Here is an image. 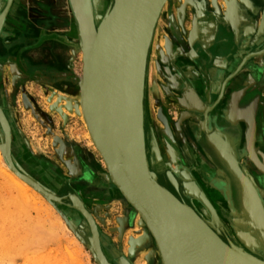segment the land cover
<instances>
[{
  "label": "water",
  "instance_id": "obj_1",
  "mask_svg": "<svg viewBox=\"0 0 264 264\" xmlns=\"http://www.w3.org/2000/svg\"><path fill=\"white\" fill-rule=\"evenodd\" d=\"M200 1L202 6L190 5V29L186 30L185 19L179 13L175 24L171 21L165 24L168 35L164 38L162 48L165 59L160 61L163 71L160 88L168 103L176 102L187 115L172 123L170 128V124L162 119L171 137L168 140L163 132L161 136L165 143L176 139L182 146L184 140L178 136L180 132H185L182 130L185 126L191 135L186 136L185 141L193 139L197 142L201 127L197 120L198 115L202 119L203 129L206 127L209 130L212 127L216 130L215 134L207 135L201 129L204 142L212 145L216 158L241 185L245 196L243 208L251 218L252 226L262 231L261 241L264 246L263 203L251 179L243 174L229 141L223 139L225 136L219 133L222 128L237 131L240 124H243L246 129L244 148L264 173V167L255 155L257 115L264 113V18L261 16L264 0H223L225 7L217 0ZM15 2L16 0H0V51L8 25L13 26L16 19ZM72 2L73 0H69L83 56L82 75L76 80L94 143L108 167L106 180L116 188L111 177L113 178L133 205L117 190L123 200L135 212L139 210L148 220L150 230L155 236L162 237L177 247L195 264H239L241 260L247 264H264L243 248L224 242L211 223L205 222L192 206L178 199L158 182L157 173L149 168V163L147 175L137 169L133 158L113 140L105 127L101 109L102 97L112 99L115 103H124L130 113L131 146L144 150L143 99L146 60L154 29L166 0H120L99 19L97 28L93 22V14H90L92 17L88 19V24L82 25L77 12L72 9ZM234 9L242 13L241 23H238L240 33L229 18V12ZM195 35L198 39L193 40ZM107 55L110 63L104 69ZM188 62L195 63L194 69L197 70H190ZM128 67L129 72L126 70ZM250 77L255 79L254 84L250 83ZM75 112L79 116L77 109ZM243 114H247L249 118L244 119ZM0 120L4 127L6 122L1 108ZM200 139L199 137L198 145L206 158L214 161ZM219 140L222 142L218 147L216 141ZM10 143V134L5 128V142L0 144V148L7 166L47 199L51 198L39 184L16 168L11 159ZM183 174H180L182 190L203 204L202 192L194 191L189 183L190 178L186 182L188 178ZM170 177V173H167V178ZM172 180L170 179L171 184L178 191L177 182ZM69 197L73 208L89 224L91 243L99 261L106 264L92 216L78 196ZM212 219L217 223L213 217Z\"/></svg>",
  "mask_w": 264,
  "mask_h": 264
},
{
  "label": "rangeland",
  "instance_id": "obj_2",
  "mask_svg": "<svg viewBox=\"0 0 264 264\" xmlns=\"http://www.w3.org/2000/svg\"><path fill=\"white\" fill-rule=\"evenodd\" d=\"M217 1L225 7L223 0ZM193 3L196 6L203 5L200 0H175L171 8V14L174 17L171 23L175 24L176 16L179 13L180 17L185 19L186 30L190 29L192 20L190 5ZM67 4L68 0H16L14 3L16 11L14 25H8L7 35L2 40L0 108L5 117L4 127L9 132L12 143L11 159L13 158V163L21 174L39 184L51 195V198L47 199L28 184L43 198V202H41L31 195L33 189L30 192H23L13 184L4 172V169L10 172L12 170L7 166L0 148V264H102L91 243L92 233L89 224L84 216L73 208L69 198L70 192H74L79 197L85 209L92 216L99 240L102 241L103 250L114 263L122 264L113 249L122 252L128 258H131L135 252L142 253L147 250V247L142 245L143 236L138 232L141 228L139 225L140 215L123 200L117 189L106 180L107 166L99 151L85 138L84 123L74 110L70 111L65 100L58 98L61 94L66 95L68 99L70 97L71 99L79 98L80 92L76 79L82 75L83 70V56L79 47L77 25L71 12L70 3L69 6ZM62 6L65 7V10L61 9ZM238 11L234 9L229 12V15H234ZM159 21L154 32L161 28L157 38L163 48L164 37L168 34L163 22ZM33 30L38 32L35 38ZM237 31L240 33V28ZM51 34L65 38L72 47L73 60L64 70H55L45 61H35L32 60L33 57L27 56L28 52L36 49ZM154 37L155 33L152 39ZM196 39H198L197 35L193 36V40ZM189 64L191 67L188 68L193 70L195 63ZM158 70L159 76H157L156 82L160 91L153 110L156 121L155 133L163 146V153L167 152L165 157L169 160L170 158L167 156L169 146L172 145L171 148L175 149L178 155H183V152L176 139L165 143L161 132L166 134L168 140L171 135L164 127L162 119L170 124V128L172 123L178 122L181 117L187 114L183 113L176 102L168 103L164 98L163 90L160 88L161 75L163 74L160 63ZM197 120L201 124L200 130H198V141L191 139L188 142L192 158L196 157L197 152H203L198 145L200 137V142L205 145L220 168H217L220 171H213V176L215 178L226 177L234 190L239 191L242 196L239 203L241 210L239 217L242 221L240 226L245 227L244 229L248 231L251 230L250 232L253 231L252 234L259 241L262 238V231L252 226V220L243 208L245 196L241 185L220 163L216 154L210 153L208 144L204 142V133H201L202 129L207 134L208 129L206 127L203 129L200 115L197 116ZM4 127L0 120L1 145L5 142ZM245 131L244 125L240 124L239 130H230V135L228 134L239 165L247 158L245 156L247 149L244 148ZM179 134L182 136L179 138L185 140V133L180 132ZM206 160L210 162L208 167L209 174H211L214 167L213 161L209 157ZM173 161L171 160L172 165L179 164ZM91 163L97 165V168L93 169ZM186 163L189 162L186 161ZM204 163L207 164L206 161ZM151 167L149 164V168L153 170ZM36 168L42 169L40 174L37 173ZM46 170L61 181L63 186H54L49 175L45 174ZM257 171L256 174L260 173L258 176L262 181L264 173L261 170ZM177 175L180 177L179 172ZM192 179L194 181L190 184L191 186L195 185L202 189L199 184L201 182L206 188L205 178L193 176ZM250 179L255 185L253 178ZM184 194L192 198L193 204L196 202L195 204L198 206L204 207L193 196ZM208 194L219 205L216 198L209 192ZM224 203L225 201L222 202V207L225 206ZM194 209H197L219 234L212 216L210 214L204 216L198 208ZM237 214V211L232 213L233 216ZM223 218L228 224L230 218L225 214ZM72 239L77 241V245L72 242ZM260 244L263 246L262 241ZM150 249L153 250L152 247ZM152 252L155 253V251ZM156 261L158 262L157 259Z\"/></svg>",
  "mask_w": 264,
  "mask_h": 264
},
{
  "label": "bare ground",
  "instance_id": "obj_3",
  "mask_svg": "<svg viewBox=\"0 0 264 264\" xmlns=\"http://www.w3.org/2000/svg\"><path fill=\"white\" fill-rule=\"evenodd\" d=\"M119 1L120 0H111L110 7L115 5V4H117V3H119ZM104 2L106 3L105 0H104ZM174 2H175V0H166L165 4L163 5V8L161 10V13L159 15V18H158L157 22H159V20H161L163 22V25L165 26V24L167 25L174 18L172 16V14H171V8H170V7H172L171 4L174 5ZM105 3H103V2L101 3L100 6H101L102 9H100L99 12H97L96 16H94V13L92 11L90 0H73L72 8L74 9L75 12H77L76 15H77L79 21L82 23L83 26L88 24V19L93 14L92 15L94 17L93 22L96 25L95 27L97 28L99 19L101 20L105 16V14L109 11V9H110V7H109L108 9L103 11V6H104ZM177 4H178V2H177ZM192 5H194V3ZM176 9H178V8L176 7ZM153 43H154V47L152 45L150 46L148 58L146 60L145 89H147V87H146L147 84L151 85V83H152V86L154 84V79H153V75L155 74V73L153 74L154 66L156 64L159 66V63H160L161 59H165V54L163 53L162 46H160L161 44H160L159 39L157 38L156 41H154ZM153 43H151V44H153ZM151 47H153L152 50H151ZM152 51H154L153 56L151 55ZM107 57H108L107 59H104L105 62H106V65H103L104 69L107 68L109 63H110V61H109L110 57L108 55H107ZM135 57H136V55L134 56L133 60L135 59ZM130 67H128L126 69L127 72H129ZM60 96H58V98L62 99V100H65L66 101L65 104H66V106L68 108H70V109H72L74 111L77 109V111L79 112V117L81 118L82 122L84 123L85 129H86L85 138L88 140L89 144L94 145V148L97 149V147H96V145L94 143V140H93V136L91 134V130H90L89 124H88V120H87V116H86V112H85V106H84V103H83V98L81 99V96H79V95H78L79 98H77V99H71V97L68 99V97L66 95H63V94H61ZM76 97H77V95H76ZM102 98L103 99L101 100V109H102V116H103V121H104L105 127L107 128V130L111 134V137L113 138V140L125 150V152L128 154L129 157L133 158V162L135 164V167L137 169H139L141 172H143L145 175H147L146 172H147L148 163L150 164V161H151V163L155 162L154 164L158 163L157 161L161 160V158H165V155L167 153V152L165 154L163 153V146H162L161 142H159V139H158V137L156 135L157 133H155V135H153V136L151 135V131H152L151 129L153 128V130L155 132V127H153L152 125L150 127H148V134H149L148 137L145 134V130L146 129L144 127V134H145V137H144L145 148H144V150L141 147L136 148V149L132 148V146H131V142H132L131 141V137H132V135H130V130H129V128H130V125H129V114L130 113H129L128 108L125 107V104L121 103L120 101L115 103V102H113L112 99L111 100L109 98L106 99V97H102ZM192 99H193V97H191V100ZM145 101H146V98H145ZM192 102L194 104H196V102L194 100ZM242 117H244V119L245 118H247V119L249 118V116L247 114H243ZM146 124H147V122L145 123V125ZM183 131H185L184 132L185 135L189 137L190 133H189L188 129L185 126L183 127ZM180 136L181 135L179 134L178 137H180ZM159 137H161V136H159ZM216 142H218V147L221 146V142H222L221 140L216 141ZM171 146H169L170 147L169 151H168L169 153L167 154V156L171 160H174L176 163H184V162L188 161L190 164H197L198 160H194L192 158V151H191L190 143H188L187 140L186 141L184 140V142H182V146H181L182 152H183V155H181V156H183V157H180L179 156L180 154L178 155L176 153V150L171 148ZM163 154H164V156H163ZM101 156H102V154H101ZM102 158H103V156H102ZM250 158H251V156L248 159L245 158V160L242 162L244 167L249 169L251 167V165H250L251 162L250 161L252 160L253 163L255 164V166L258 168L259 165H257V163L252 158L249 161ZM197 165H199V164H197ZM197 165H196L197 170L195 171L196 176L201 178V179L202 178L206 179L205 180L206 188H207L208 192L212 196H214L216 198V200L219 202V205H220L219 207L221 208V210L222 211L226 210V211L232 212L233 214L236 213L235 207H234V205L232 203V200H231V194H230V191H229L228 179L226 177H224V176L221 177V178H213L214 176L212 177L211 174L208 173L206 168H203V166L200 167V166H197ZM205 167H207V165H205ZM252 169H254V168L252 167ZM4 172L9 177L10 181L13 184H15L18 188H20L23 192H25V191L26 192H28V191L30 192L33 189V188L31 189V187L24 180L19 178L16 174H13V172L8 171L7 169H4ZM255 172L257 173L258 171H255ZM109 175H110V173H109ZM183 176L188 178L187 180H189V178H190L189 176H187L185 174H183ZM110 177H111V175H110ZM171 177H170V179L171 180L173 179L172 181L174 183L177 182L175 178H173V177L171 178ZM111 179H112L113 183L115 184L117 190L123 195V193L121 192L120 188L114 182L112 177H111ZM170 179L168 178L169 182L171 183ZM256 179H257V177H256ZM165 182H164V184H165ZM192 189L194 191H201L195 185H192ZM31 195L34 198H37L41 202H43V200H42L43 198H41L39 196V194L34 191V189L32 190ZM124 198L126 199L127 202H129L131 205H133L129 200H127V198L125 196H124ZM202 201H203V206L205 208L204 207H200V206H198V204H195V203L193 205L196 208H198L202 212V214H204V216H208L210 214L217 221V224L220 225L221 222L219 221V214H217V212H216L215 208L213 207V205L211 204V202L204 195L202 197ZM224 201H225V203H224L225 206L222 207L223 206L222 202H224ZM137 212L140 215L139 225H140L141 228H139L138 232H139V234H141L143 236V239H142L143 240V244L142 245H145L147 248H151V247L153 248L152 251H155L154 255H155V258L158 260L159 264H195L186 255L182 254L177 247H175L174 245H172L169 242H167L164 238L155 236V234L152 233L151 230H150L151 229V227H150L151 225L149 226L148 220L145 219L141 215L139 210ZM197 214L203 220H205L199 213H197ZM205 222H206V220H205ZM241 222L242 221L240 219H238V218L230 219V221L228 222V224H229L228 226L233 230L232 233L235 235V238L237 239V241L240 244L239 247L243 248L248 254L252 255L255 259H257V261H259L261 263H264V248L260 244V242H261L260 240L261 239L258 241V239L255 238L254 235L252 234L253 231L250 232L251 230L248 231L247 229H244L245 227L244 228L240 227ZM231 229L228 230V232L231 231ZM72 242L77 245V241L75 239H72ZM151 254H153V252ZM239 264H247V263L244 260H241V263H239Z\"/></svg>",
  "mask_w": 264,
  "mask_h": 264
},
{
  "label": "flooded vegetation",
  "instance_id": "obj_4",
  "mask_svg": "<svg viewBox=\"0 0 264 264\" xmlns=\"http://www.w3.org/2000/svg\"><path fill=\"white\" fill-rule=\"evenodd\" d=\"M105 1H106V3L104 2V0H90V2H91V8H92V11L94 13V16H96L97 15V12H99V10L102 9L101 6H100L102 2L105 3L104 4L105 7L103 6V11H105L106 9H108L110 7L111 0H108V1L105 0ZM247 1H249V0H247ZM67 5L69 6V0H68V4ZM171 6H172V4H171ZM172 7H170V8H172ZM261 16H263V18H264V9L261 12ZM241 17H242V13L239 12V11H238V13L236 12V14L229 16L230 20L233 19V21L235 22V24L237 22V25H238V23H241ZM159 23H160V21L158 22V24ZM156 30L157 31H155V37L153 39V42L156 41V39L158 37V34L160 33L161 28H158ZM151 45L154 47V43L151 44ZM153 47H151V50H152ZM151 53H152L151 55L153 56L154 51H152ZM158 69H159V66L156 64L154 66V68H153V74L155 73L153 75L154 84H153V86H152V83H151V85L150 84H147V86H146L147 89H145V92H144L145 93L144 96L146 98V101H145V98H144V110H145V114H144V127L146 129L145 130V134L147 135V137L149 135L148 134V127H150L151 125L153 127H155V124H156L155 116H153V110H154V108L156 106V103L158 101L159 91H160L159 90V87L157 85V82H156L157 76H159ZM146 122H147L148 125L147 124L145 125ZM257 126H258V117H257ZM151 130H152L151 131V135L152 136L155 135V132H154L153 128ZM215 132H216V130L213 129L212 127H210V129L208 130L207 135L215 134ZM219 133H220V131H219ZM221 134L223 136H225L223 139L226 138L228 141H230V139L228 138V134L230 135V130L229 129L222 128L221 129ZM259 136L260 135L257 133L256 134V141H255V155H256L259 163L261 164V166L264 167V148L261 145V139H259ZM229 145L232 148V143L229 142ZM208 146H209V149H210V153H212L213 155H215V151H214V148L212 147V145L210 143H208ZM10 147L12 148V143H10ZM11 148H10V152H11ZM200 150H201V148H200ZM179 156L181 157V155H179ZM246 157H247V159L250 157L248 151L246 153ZM194 159L195 160H198V163L197 164H199V165H197V164H190V163H186V162H184L185 164L184 163H179V164H176V165H172L171 164L172 163L171 160L170 159L168 160L166 157L165 158H161V160L157 161L158 163H156V164H154L155 162L154 163H151V161H150V164L153 167L152 168L153 171H155L157 173L158 182L161 185H163L165 188H167L178 199L184 201L185 203H187L190 206H194L193 203H192V200H191L192 198L189 197V196H186L183 193V190H182V187H181L182 180L177 175V172H179L180 174L181 173H185V174L189 175L191 177L190 178L191 181H189L190 184H192V181H194L192 179L193 176H196V173H195V171L197 170L196 165L197 166H200V167L203 166V168H206L207 169L208 173L210 172L209 167H208L209 162L206 160L207 158L205 157V155H204L203 152H201V151L200 152H197L196 153V157ZM205 161L207 162V164L204 163ZM250 162H251L250 163L251 167L249 169L246 168V167H244V165L242 163H241L240 167L243 170V174H245L249 178H253V180L255 182V185H254L255 186V189L257 190V193H258V195H259V197H260V199H261V201L263 203V206H264V179H261L262 181H260V177L255 172V171L259 170V168H257L255 166V164L253 163L252 160ZM91 165H92V168L93 169H96L97 168V165H95L94 163H91ZM205 165H207V167H205ZM213 166L214 167L212 168L213 170L211 172V176L212 177H213V173H214L213 171H220L219 169H217L218 168V165H217V163L215 161H213ZM252 167L254 169H252ZM36 170H37V173H39V174L42 171V169L40 170L38 168H36ZM167 173H170V175L173 178L176 179V181L178 183V191H176V189L173 187V185L169 182V180L167 178ZM45 174H48L49 175V178L51 179V182L53 183L54 186H56V187H59L61 185L63 186V183L61 181H59L53 174H51V172H49V171L46 170ZM256 177H257V179H256ZM213 178H215V177H213ZM164 182H165V184H164ZM199 184H200V186L202 188V189H200L201 192H202V194L211 202V204L215 208L217 214H219V221L221 223H220V225H218L216 223V228H217V230L219 232L220 237L225 242H229V243L234 244L236 246H240L239 242L235 238V235L232 233L233 230L228 226L227 222L225 221V219L223 217H224V214H225L230 219H236V218L241 219V217H239L240 216V211H241L240 210V207H239L240 199L242 197L241 194L239 193V191L234 190V187L231 185V182H230L229 188H230V193H231V197H232V203L235 206V209H236V211L238 213L236 216H233L232 213H230L229 211H225V210L222 211L221 208L219 207L218 203L215 200H213V198L210 197V195L207 192V189L204 188V185L201 182H199ZM69 195H75V196H77L74 192H70ZM107 199H109V198L107 197ZM195 211L197 213H199L197 209H195ZM230 229H231V231H229L230 232L229 233L228 230H230ZM99 244H100V249H101V252H102L103 257L105 259L106 264H117V263H114L112 261V259L109 257V255L104 252L103 247L101 245L102 244L101 239L99 240ZM113 251L117 255V257H119V260H120V262H122V264H158V262L155 259V255L154 254H151L152 252H151V249L150 248L149 249L147 248V250L145 252H142V253H140V252L139 253L138 252L133 253V255L131 256V258H128L127 256H125L122 252H119L118 250L113 249ZM149 255H150V257H149Z\"/></svg>",
  "mask_w": 264,
  "mask_h": 264
},
{
  "label": "crops",
  "instance_id": "obj_5",
  "mask_svg": "<svg viewBox=\"0 0 264 264\" xmlns=\"http://www.w3.org/2000/svg\"><path fill=\"white\" fill-rule=\"evenodd\" d=\"M61 9L65 10V7L62 6ZM233 19H231V24L235 28H240L238 25H234ZM243 28H246L245 26ZM33 34L38 35L37 30H33ZM58 55V56H57ZM29 58L35 61H45L47 64L52 65L55 70H64L67 65L73 60L74 53L72 47L69 42L65 40L63 37H58L56 35H52L46 39L43 43L37 46L36 49L28 52L27 55ZM61 58V59H60ZM52 59V60H51ZM28 60V59H27ZM26 60V61H27ZM70 61V62H69ZM62 62V63H61ZM66 66V67H65ZM250 83H255V79L250 77ZM264 107V105H263ZM258 126L256 134L258 133L259 139H261V145L264 148V113H258Z\"/></svg>",
  "mask_w": 264,
  "mask_h": 264
}]
</instances>
